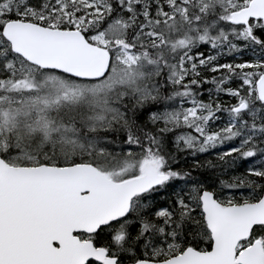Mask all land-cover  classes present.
<instances>
[{"label": "snow or ice", "instance_id": "snow-or-ice-1", "mask_svg": "<svg viewBox=\"0 0 264 264\" xmlns=\"http://www.w3.org/2000/svg\"><path fill=\"white\" fill-rule=\"evenodd\" d=\"M0 264H264V0H0Z\"/></svg>", "mask_w": 264, "mask_h": 264}, {"label": "trees", "instance_id": "trees-1", "mask_svg": "<svg viewBox=\"0 0 264 264\" xmlns=\"http://www.w3.org/2000/svg\"><path fill=\"white\" fill-rule=\"evenodd\" d=\"M205 54H207L206 50H205ZM221 62H223V61H221ZM205 75L210 79L213 74L212 73H205ZM211 87L212 86L209 85V84L202 85V88H203V91H204L203 99L205 101L208 100V89L211 88ZM224 99L227 100L228 98L224 97ZM205 158H207V157H205ZM211 158L215 159V155L213 154V156ZM187 159H188V162H189V166L191 167L194 164V160L190 156ZM246 167H247V165L240 166V167H237L235 169H230L229 172L226 175H224L222 178L225 179V180H231L233 176L246 175ZM199 174L206 175L204 173H199ZM248 191L249 190L247 188H245V189H237L236 190L238 196H239L240 193L246 194Z\"/></svg>", "mask_w": 264, "mask_h": 264}]
</instances>
